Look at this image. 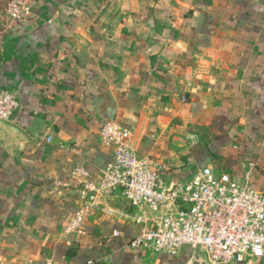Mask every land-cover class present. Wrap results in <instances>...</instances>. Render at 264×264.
<instances>
[{
    "label": "crops",
    "instance_id": "1",
    "mask_svg": "<svg viewBox=\"0 0 264 264\" xmlns=\"http://www.w3.org/2000/svg\"><path fill=\"white\" fill-rule=\"evenodd\" d=\"M4 2L0 89L18 106L0 123V264L181 262L126 246L139 226L119 197L67 228L71 171L106 167L109 120L167 181L210 166L264 187V0H33L20 19Z\"/></svg>",
    "mask_w": 264,
    "mask_h": 264
},
{
    "label": "built area",
    "instance_id": "2",
    "mask_svg": "<svg viewBox=\"0 0 264 264\" xmlns=\"http://www.w3.org/2000/svg\"><path fill=\"white\" fill-rule=\"evenodd\" d=\"M32 3L5 0V14L12 19L28 16ZM17 106L14 92L0 89V120H8ZM130 137L128 128L106 121L99 130L100 145L111 150L106 167L95 175L81 166L72 169L70 185L77 190L78 208L67 218L69 230L81 231L80 224L100 208L101 199L119 197L139 226L126 244L129 248L171 257H188L198 250L212 264L247 263L264 255V187L241 184L210 166L188 179L167 181L165 165L139 154Z\"/></svg>",
    "mask_w": 264,
    "mask_h": 264
},
{
    "label": "water",
    "instance_id": "3",
    "mask_svg": "<svg viewBox=\"0 0 264 264\" xmlns=\"http://www.w3.org/2000/svg\"><path fill=\"white\" fill-rule=\"evenodd\" d=\"M5 121H1L3 123ZM176 264H212L208 261L204 252L194 250L183 262H177Z\"/></svg>",
    "mask_w": 264,
    "mask_h": 264
},
{
    "label": "trees",
    "instance_id": "4",
    "mask_svg": "<svg viewBox=\"0 0 264 264\" xmlns=\"http://www.w3.org/2000/svg\"><path fill=\"white\" fill-rule=\"evenodd\" d=\"M186 258H187L186 256L179 257V261L183 262L186 260Z\"/></svg>",
    "mask_w": 264,
    "mask_h": 264
}]
</instances>
